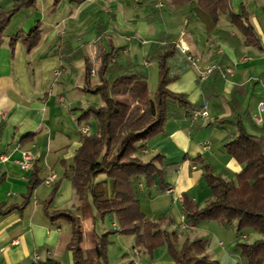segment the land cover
Wrapping results in <instances>:
<instances>
[{"label":"crops","instance_id":"obj_1","mask_svg":"<svg viewBox=\"0 0 264 264\" xmlns=\"http://www.w3.org/2000/svg\"><path fill=\"white\" fill-rule=\"evenodd\" d=\"M55 3L38 0L36 8L16 13L0 46V156L8 157L0 162V211L17 207L0 214V264H32L35 255L45 264H74L68 250L71 226L63 220L52 221L47 210L71 211L83 217L71 167L83 137L95 135L98 129L92 118L80 121L83 110L103 105L99 95L84 91L87 60L97 73L91 75L95 86L99 83L100 51H110L111 47L121 50L123 57L148 70L153 96L150 70L157 62L152 58L170 38L179 48H187L185 54L198 59L202 69L215 66L222 72L200 81L198 68L190 66L169 86L193 106L208 102L210 118L191 122L183 114L181 120L169 121L164 133L147 143L144 161L160 155L164 164H176L177 168L166 180L169 189L160 186L157 179L151 191L141 186V211L152 221L167 220L166 229L179 235V245L187 239H203L208 253L207 226L182 231V206L186 198L200 208L212 200V190L195 159L203 158L216 176L227 180L235 181L242 171L225 148L236 134L239 120L252 137L260 139L264 134V113L258 109L264 102V0H229L230 13H218L217 21L198 6L174 7L171 0ZM13 7L14 0H0L1 12H10ZM37 24L41 29L37 48L29 53L23 42L11 47L13 36L27 33ZM226 71L231 74L226 75ZM85 129L87 133L82 132ZM207 143L209 148L204 149ZM24 151L34 157L29 171L20 166ZM34 173L41 183L33 190L30 202L21 207ZM50 176L56 180L48 186L45 182ZM114 185L105 174L94 180L95 192L102 200L114 198ZM82 225L91 242L93 236L113 230L117 220L111 216L95 219L90 209ZM110 240L117 248L109 252V264H178L166 246L149 253L135 246L133 236L115 234ZM219 245L225 248L222 242ZM235 252L241 255L240 250ZM112 256H117L114 262Z\"/></svg>","mask_w":264,"mask_h":264},{"label":"trees","instance_id":"obj_2","mask_svg":"<svg viewBox=\"0 0 264 264\" xmlns=\"http://www.w3.org/2000/svg\"><path fill=\"white\" fill-rule=\"evenodd\" d=\"M62 1L56 0L55 5ZM171 3L174 7L198 6L212 14L216 21L218 13H230L229 0H171ZM37 4L38 0H14L12 11H0V46L11 18L24 8H36ZM244 31L246 34L249 32L248 29ZM40 40L41 29L37 24L29 32L13 36L11 47L23 42L31 53ZM178 46V42L170 38L168 43L156 49L152 60L158 65L159 85L153 96L148 88V70L123 57L121 50L111 47L110 51H100L99 83L95 86L91 84L93 65L87 60L84 91L99 95L103 105L83 110L80 121L92 118L98 129L95 135L83 137L71 167V180L83 217L79 218L71 211L47 210L52 221L63 220L71 226L68 250L73 254L74 264H109L107 251L110 237L115 234L133 236L135 246L149 253L159 246H166L178 264H220L208 255L203 239H187L179 245V235L166 229L167 220L152 221L141 211L144 196L141 186L151 191L157 179L160 186L169 189L166 180L177 168L176 164H164L160 155L144 161L145 146L164 133L169 121L181 120L183 114H187L191 122H197L191 118L192 112L205 104L193 106L185 95L169 90V86L192 66L188 55ZM218 71L222 72L216 68L209 77ZM236 126V134L225 148L242 166V171L235 181L227 180L216 176L203 158L195 159L194 163L200 166L212 190V200L200 208L184 199L185 223L191 228L202 222L215 221L224 226L236 222L237 234L242 237L246 236L242 234L245 230L258 232L262 239L252 244H239L238 249L245 264H264V134L260 139L252 137L240 120ZM102 174L114 180L115 196L112 200H102V196L95 192L94 180ZM40 183L37 173H34L28 196L21 207L30 202L33 190ZM56 190L57 187L54 192ZM14 209L17 207L10 206L0 214ZM90 209L94 211L95 219L111 216L117 220L113 230L102 236H93L91 242L82 225V219Z\"/></svg>","mask_w":264,"mask_h":264},{"label":"rangeland","instance_id":"obj_3","mask_svg":"<svg viewBox=\"0 0 264 264\" xmlns=\"http://www.w3.org/2000/svg\"><path fill=\"white\" fill-rule=\"evenodd\" d=\"M158 65L153 64L151 72V92L157 91L159 85V74H158ZM201 81V77H199ZM153 94V95H154ZM216 223V224H213ZM207 226L204 228L205 237L210 242L209 254L214 257L220 264H245L241 256H237L235 251H239V244H252L256 240L260 239L259 233L252 230H245L242 232L245 237H242L237 234V223L233 222L232 224L219 225L217 222H202L199 226ZM216 225V227L214 226ZM219 227V228H218ZM201 229V228H200ZM184 231V230H183ZM111 244L108 246V261H109V252L116 250L117 245H114L110 240ZM220 242H222L225 248L220 247ZM132 246V245H131ZM117 257V256H116ZM116 257L113 256L110 258L111 262L116 260ZM110 262V261H109Z\"/></svg>","mask_w":264,"mask_h":264},{"label":"built area","instance_id":"obj_4","mask_svg":"<svg viewBox=\"0 0 264 264\" xmlns=\"http://www.w3.org/2000/svg\"><path fill=\"white\" fill-rule=\"evenodd\" d=\"M180 48H181L183 53L187 54V52H188L187 48H184L181 46H180ZM188 60L192 63V66H194L195 68H198V70L200 72L201 81H205L206 79H208L211 72L216 69L215 66H211V67L202 69L199 66V60L196 58H193L192 56H189V55H188ZM96 74H97L96 70L95 69L92 70V76H96ZM227 74L230 75L231 71H226V75ZM258 109L261 113H264V102L259 103ZM191 118L194 121H201V120H206V119L210 118V104L208 102H205L204 106L201 109H195L192 112ZM87 131L88 130L85 129L82 132L87 133ZM208 148H209V144L207 143L204 146V149H208ZM143 153L148 154V150H146V149L143 150ZM6 161H8V157L0 156V162H6ZM33 165H34V157L29 152H25V151L22 152V160L20 161L21 169L24 171H29L33 167ZM55 180H56V176H50L46 180L45 183H46V185L50 186L55 182ZM167 192L170 193L171 191H167ZM187 228L188 227L186 226V223H185V225H183V227H182V231L186 230ZM135 253H136V251H135ZM32 264H45V263H42L39 256L35 255L33 258ZM134 264H138V262L135 261Z\"/></svg>","mask_w":264,"mask_h":264}]
</instances>
